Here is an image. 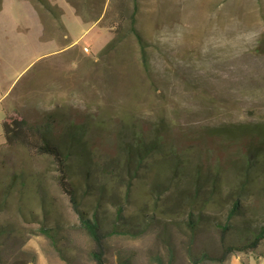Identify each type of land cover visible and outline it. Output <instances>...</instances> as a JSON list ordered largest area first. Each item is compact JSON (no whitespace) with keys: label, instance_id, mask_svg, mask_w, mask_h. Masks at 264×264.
Returning a JSON list of instances; mask_svg holds the SVG:
<instances>
[{"label":"rangeland","instance_id":"rangeland-1","mask_svg":"<svg viewBox=\"0 0 264 264\" xmlns=\"http://www.w3.org/2000/svg\"><path fill=\"white\" fill-rule=\"evenodd\" d=\"M134 11L146 64L132 32ZM10 113L49 126L59 144L75 132L102 169L135 136L158 144L161 152L134 184L123 217L126 230L128 215L137 213L131 232L106 240L107 264H193L202 254L219 256L220 232L205 217L224 221L232 197L254 229L264 225V160L250 172L246 163L249 147L264 139V0H0V201L9 199L0 225L25 235L4 249L3 264H28L27 253L38 254L36 264H95L53 159L6 144L2 122ZM174 160L182 188L197 178L208 182L204 189L214 176L221 180L217 206L199 203L204 216L194 213V231L188 209L169 212V194L152 195L148 184L171 179ZM74 182L85 195L82 181L81 189ZM96 187L87 207L100 195ZM119 187L103 186L106 229L116 209L105 201L114 191L123 196ZM42 225L58 229L54 244L68 260L38 233ZM263 258L264 244L225 264H264Z\"/></svg>","mask_w":264,"mask_h":264},{"label":"trees","instance_id":"trees-1","mask_svg":"<svg viewBox=\"0 0 264 264\" xmlns=\"http://www.w3.org/2000/svg\"><path fill=\"white\" fill-rule=\"evenodd\" d=\"M135 16L134 11L131 16L132 32L141 46V59L143 63L146 64L147 55L144 41L135 29ZM2 128L7 145H21L38 155L53 159L59 173L58 184L62 191L68 196L73 210L79 216V226L88 234L93 243L94 249L90 253L92 260L95 264H107L106 240L113 235H122L125 231L127 233L131 232V223L128 222L137 218V213L128 215L125 221L126 223L124 224L128 228L126 230L123 229V217L133 204L131 198L133 196L134 184L142 179L140 175L143 172L145 173L148 171L149 160H151L154 155L160 154L161 152L158 144L155 142H146L141 135L135 136L132 142L123 145V156L115 161L106 163V166L102 169L103 166L102 168L97 166V164L93 163V159L87 155L85 146L82 143L83 139L77 136L75 132L69 131L67 142H64L63 140V142L59 144L54 141L49 126L30 125L25 118L17 113L7 114L2 122ZM231 132V130L227 131L229 134H231ZM258 133L259 132H256L255 134L256 139H259ZM233 135L234 134H231V137H233ZM257 141H259V143L256 142L255 146H250L248 149L250 150V153H248L250 159L246 161L247 167L249 166L247 169L248 172L253 169V165L255 169L258 170L260 165L263 164L264 139ZM66 143L68 144L66 145ZM62 146L68 147L65 150ZM171 164V179L163 183H157L154 180L148 183L150 185V191L152 192L151 194L155 196L158 194L161 196L169 194V197L165 201L166 204L163 206L169 212L170 210L176 212L179 208L188 209V215L190 218L188 225L189 228L194 231L196 228V224L192 220L194 213L197 212L196 216H198V220L203 219L204 216L202 212L205 209H202V207L199 206V203L206 200H212L214 206H217V202H219L217 198L220 195V188L218 186H220L221 180L218 176H214L208 187L204 189L203 186H206L208 182L204 181L201 185L200 178H197L196 181H193L192 188H182L179 184L182 178L180 163L174 160ZM246 176L250 178V174H246ZM244 179L243 185L246 183V178ZM74 180L77 183L82 181L86 190L85 195H78L79 187L77 186V188L75 186ZM108 181L109 184L114 183V186H116L117 189L120 188L119 186L124 187L123 196L118 195L117 192L114 191L106 198L109 200L105 201L106 204L116 209L115 218L110 229H106L105 223L103 222L104 216L100 214L99 209V205L104 199L103 194L105 191H103V186ZM96 186L99 187L100 195L96 200L94 199V202H92L93 204L90 207H87L84 203V199L93 196L91 188H95ZM201 192L203 197L201 196ZM8 205V198L0 201V212L8 210ZM239 208V199L232 197L230 199V208L226 213L224 221L219 220L216 222L215 217H205V219L209 218V222H215L214 226L217 227L220 232L223 249L219 256L202 254L200 258L194 259L193 264H200L203 261H209L215 264H225L229 256L232 254L254 252L264 244V225L261 228L254 229L252 226L253 221L242 215ZM157 211L158 213H162L160 210ZM21 214L24 218H27L25 211H22ZM239 218L242 219L240 220ZM54 230L56 232L58 231V229ZM54 230L42 225L38 229V233L52 240L55 249L66 261L68 260V257L65 254V251L54 244L56 240V237L52 236ZM237 233L238 236H240L239 238L243 240L239 245L234 243V236L237 235ZM32 234L37 235V233ZM24 236L22 230L14 225H0V264H3L2 254L4 253V249H6L9 244L18 245L21 240H24ZM30 239L27 240L30 241ZM27 242L28 241L26 240L24 241V243ZM30 254L27 253V255L30 256L29 263H27L36 264L38 262V254Z\"/></svg>","mask_w":264,"mask_h":264},{"label":"crops","instance_id":"crops-1","mask_svg":"<svg viewBox=\"0 0 264 264\" xmlns=\"http://www.w3.org/2000/svg\"><path fill=\"white\" fill-rule=\"evenodd\" d=\"M264 259V258H263ZM263 260H261L258 264H261Z\"/></svg>","mask_w":264,"mask_h":264}]
</instances>
